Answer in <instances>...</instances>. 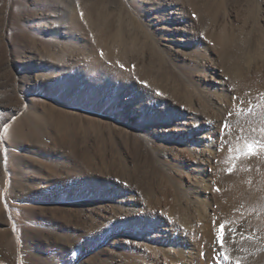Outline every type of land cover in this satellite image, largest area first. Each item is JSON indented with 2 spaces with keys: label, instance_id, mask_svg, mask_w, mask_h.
<instances>
[{
  "label": "rangeland",
  "instance_id": "obj_1",
  "mask_svg": "<svg viewBox=\"0 0 264 264\" xmlns=\"http://www.w3.org/2000/svg\"><path fill=\"white\" fill-rule=\"evenodd\" d=\"M184 2L183 9H170L171 15L177 16L173 23L178 26V35H174L172 40H169V37L159 38L157 46L160 54L156 56H162L163 62L161 68L157 67L160 70H157L155 75L161 74L163 69L166 73L168 72L169 77L166 76L158 83L169 86L173 80L171 75L174 73H179L178 75L182 73L181 76H184L183 73L188 74L187 71L191 73L195 69L200 70L199 66L202 64L209 66L211 59L215 69L209 67L208 74H212L213 71L219 72L216 82L219 80L225 82L226 87L223 90L228 96V102H223L219 109L215 108L216 104L210 103L206 104L205 108H200V105H194L191 101L185 100L186 97L173 94L172 90H162L163 87L157 83L156 78L137 77L136 74L132 75V70L125 68L122 70L131 73L135 86L145 88L152 93L151 98L142 100L143 104L140 107L139 104L133 103L134 96H125L122 97L124 99L118 100L120 95L117 91L106 97L102 94L101 98L104 97V100L100 108L99 103L94 105L81 100L78 97L79 92L66 90L69 83H74L76 75L81 74L79 70L72 69L68 61L70 54L64 46L67 31L65 24L71 12H75L78 16L92 18L99 23V27L105 24V20H110L101 35L102 39L107 40L114 32L120 15L129 24V28H135L141 33L147 27L151 28L148 20L150 11L146 7L148 0H0V121L3 124L0 129V137H2L0 167L10 176L8 152L11 150L16 155L20 154L21 158L23 157L24 168H22L25 170L26 177L36 174V179L41 182L38 186L46 185V187L31 190L32 200H26L21 195L20 198L10 197L7 193L4 195L2 209L6 223H0V231L11 227L14 231V239L9 245H3L0 236V264H125L123 254L126 251L152 253V248L150 250L141 244L139 230L147 232L152 226L157 225L168 227V233L171 234L168 240L183 239L188 232L198 233L201 237L199 227L204 222L205 213L194 202L193 194L199 186H201L199 189L201 192L203 184L200 185L199 181L195 182L196 177L193 175L190 176L191 178L188 177L187 172H193L190 170L191 166L201 165L203 161L199 162L194 154H188L181 149L177 150V147L182 140L186 139L194 143V148L200 149L203 147V137L209 141L212 140L214 151L212 155H209V160L202 164L205 167L203 171L207 172L205 179L209 175L211 180L214 179L213 181L207 179L208 181L205 182L212 186L210 190L208 189L209 203L205 208L215 233H213L215 245L212 247L210 262L207 264H249L246 261L249 258V252L245 247H236L237 244L234 243L237 239L238 241L246 239L250 242L254 238L255 246L250 247L254 250L253 252L251 249L254 255L251 256L264 258V238H262L264 220H261L264 219V202H259L264 198V148H261L256 155L244 154L247 151V145L254 142L264 143V123H262L264 118L261 116V114L264 115V97H261L262 100L259 98L260 95L264 96V90L257 89V91L244 87L243 91L237 80L239 78L238 70H236L237 65L245 66L244 69L251 66L253 69L260 53H264V0H203L202 2L196 0V3L195 0H184ZM163 7L166 6H162L157 12L161 14L166 12L167 10ZM219 30L226 33L228 41H222L216 36ZM181 35L183 39L179 40ZM85 36V53H87L90 50L91 38L90 35L85 34ZM170 42L176 49L173 52L168 45ZM166 48L171 49V54L167 53ZM253 50L257 51L253 53L256 54L255 60L252 59L253 63L244 61L245 56ZM145 56V60H149L152 55L145 52ZM84 60L79 62H82L80 65L90 62L88 58ZM234 61L237 63L235 64ZM63 65L68 73L64 71ZM50 73L53 74L50 75ZM192 74L195 77H201L203 73L200 72V76L199 71ZM84 76H86L85 79H90L87 75ZM118 76V82H120L122 75ZM260 77L261 75H257V78ZM201 78L203 82H207L208 76L206 79ZM52 79H58V83L56 87L54 86V91H49V85H53L49 84ZM182 79L178 77L175 81L179 85L177 87L186 86V80ZM126 88L128 90L129 87L126 86ZM248 90L250 94H253L249 95ZM241 91L245 94L247 91L246 95H249V99L246 95H242ZM254 95L258 100L254 98ZM195 97L194 100H199L197 95ZM182 98L185 99L182 101ZM227 100L225 98V101ZM196 109L199 111L197 112ZM202 109L208 111L205 112ZM193 111H195L194 114ZM27 112L32 113V116H41L44 123L38 125L32 122L33 120L27 124L23 123L26 137L17 149L11 148L7 140L8 134L17 123L22 121L21 118L25 117ZM243 113H247L246 116ZM234 114L248 117L245 119L242 116L244 119L240 117V120ZM258 116L263 119L260 120ZM257 118L263 124L260 125L261 127ZM245 120L247 123H244ZM183 121L188 125L191 124V128L173 129L177 122ZM249 121L251 124L255 123L253 124L255 128L263 127L262 131L258 129L263 134L261 135L257 129L258 132L255 131ZM56 123L63 126L75 124L81 127L76 139L73 142L66 140L68 136L64 132L65 129L63 128L62 131L56 129L54 127ZM5 126H7L6 132ZM241 126L245 128L242 129ZM249 127L254 128L255 133ZM182 132L185 136L179 134ZM256 137L259 138L256 139ZM238 138L243 139L242 142H245L246 146L238 144L242 143ZM235 141L238 142L237 145ZM231 143H234L233 149ZM188 155H190L189 159ZM242 156L244 160L240 158ZM245 157L248 160H245ZM242 161L245 163H240ZM179 164L181 167L187 164L185 173L179 174L181 168ZM243 171H245L244 175H239L240 178L238 174ZM249 172L253 175L252 177ZM246 175H249L251 181ZM238 177L240 180L244 178L246 182L253 184L251 187L253 186L254 189L248 188L250 184L245 185L244 180V182H238ZM172 178L177 179V182H173ZM234 180L241 184V186L237 184L241 188L236 186ZM171 181L174 185H170ZM188 183H191V186L187 187ZM178 186L179 189L185 187L186 194L183 190L180 192L177 189ZM242 188L248 190L244 189L246 192H243ZM221 191L225 193L231 191L236 195L240 194L239 196L246 193L251 197L242 195L243 199L247 197V202L242 200L244 204H247L245 206L241 204L240 197V203L230 206V211L227 212L223 205L226 207L229 204V196ZM237 192L240 193L237 194ZM222 197L225 199L223 200ZM250 198L254 204L250 202ZM28 208L34 211L35 216L31 215ZM195 219L199 220L200 224L194 221ZM255 219H259V224ZM144 220L148 221L147 225L141 224ZM255 221L256 224H254ZM222 224L225 226L226 233L223 247L217 238ZM184 246L190 247L186 243ZM205 254L203 252L202 256ZM165 263L183 264L170 261Z\"/></svg>",
  "mask_w": 264,
  "mask_h": 264
},
{
  "label": "bare ground",
  "instance_id": "obj_2",
  "mask_svg": "<svg viewBox=\"0 0 264 264\" xmlns=\"http://www.w3.org/2000/svg\"><path fill=\"white\" fill-rule=\"evenodd\" d=\"M137 1V0H136ZM203 0H201L202 2ZM195 3H196V0H195ZM185 2L184 0H148V6L147 9L150 11V17H149V25L151 28H148L147 29H144L141 32H139L137 29V31L135 30V28H129V24L125 21L124 17L122 15H120L118 17V22H117V25H116V28L114 29V32L111 33L109 35V38L107 40H104L102 39V30H104L105 28H107L106 26L108 25V22L110 20H105V24H102L100 25L101 27H99V23L97 21H94L92 18L88 17L86 18V16L84 15H75V12H71V15L67 17V20H66V24L67 25V31L65 33L66 35V39H65V42H66V45L65 48H66V51L70 54V59L68 60L69 63L72 65V69H77L80 71V75H76L75 79L73 80L74 83L76 85L71 84L69 83L66 87V90L69 92L72 91H76V92H79L78 93V97H80L81 100H85V102L87 103H93L94 105L95 104H98L99 103V107L101 108V103L102 101L104 100V97L108 96L109 94H113L115 91H117L119 98L118 100H121V99H124L122 97H125V96H134V101L133 103H136V104H139V107L142 106V100L143 99H149L151 98V95L152 93L150 91H148L147 89L145 88H139L138 86H135V81L132 79V76H131V73H128L129 71H123L122 69H127V70H132L133 74H136L137 77H141V78H149V79H157V83L160 82L161 79L163 78H166L169 77V73L165 72L164 69L162 71L161 74H157L155 75L156 71L157 70H160L159 68H161V63L163 62L162 61V56H156L159 53V48L157 46V44H159V38L162 37H169V40H172L174 39V35H178L177 32H178V26H176L173 21H176L177 19V16H173L171 15L172 13L170 12V9H183L185 6H184ZM194 4V3H193ZM203 4V3H202ZM162 6H166L165 8L163 7V9L167 10L166 12H163L162 14L161 13H158L157 10L159 8H162ZM201 6V5H200ZM204 7V5H203ZM70 12V11H69ZM80 14H82L80 12ZM179 17V16H178ZM132 18V17H131ZM131 20V19H130ZM259 20V19H258ZM64 22V21H63ZM202 23V22H201ZM201 26V25H200ZM66 28V27H65ZM113 28V26L111 27ZM182 28V27H181ZM185 29V28H184ZM204 29V28H203ZM208 29V28H207ZM111 30V29H110ZM113 30V29H112ZM257 31V29H256ZM88 32V33H87ZM90 32V33H89ZM217 33V32H216ZM85 34L90 35V38L91 40L89 41L90 42V50L85 53V49H86V45H85V41H86V36ZM180 34V33H179ZM248 34V33H247ZM249 35V34H248ZM104 36V35H103ZM108 36V35H107ZM182 37H179L178 39L179 40H182L183 39V35H181ZM217 37H219V39H221L222 41H228L227 40V35L226 33L223 31V30H219V32L217 33L216 35ZM252 36V35H251ZM263 35H261L262 37ZM65 37V36H64ZM231 37V36H230ZM229 37V38H230ZM233 37V36H232ZM243 37V36H242ZM246 37V36H245ZM257 38V37H256ZM259 38V36H258ZM257 38V39H258ZM63 39V38H62ZM185 39V38H184ZM233 39V38H232ZM64 40V39H63ZM231 40V39H230ZM254 40V39H253ZM260 40V38L258 39V41ZM57 41V40H56ZM221 41V42H222ZM52 42V41H51ZM246 42V41H245ZM260 42V41H259ZM257 42V44L259 43ZM229 43V42H228ZM236 43V41H235ZM234 43V44H235ZM263 43V42H262ZM168 44V43H167ZM241 44V43H240ZM264 44V43H263ZM262 44V45H263ZM59 45V44H58ZM169 47L172 49V52L175 51L176 49L174 48V45H172V43L170 42L169 44ZM227 45V43L225 44ZM255 45V44H254ZM260 45V44H259ZM235 47V45H233ZM239 46V44H238ZM237 46V47H238ZM249 46V44H248ZM88 47V46H87ZM228 47V46H227ZM225 47V48H227ZM245 47V46H244ZM251 47V46H249ZM260 47V46H259ZM54 48V47H53ZM168 48V47H167ZM166 48V51L167 53H170L171 54V49H167ZM211 48V47H210ZM233 48V47H231ZM52 49V48H51ZM175 49V50H174ZM198 49V48H197ZM237 49V48H236ZM243 49V48H242ZM241 49V50H242ZM262 49V48H261ZM227 50V49H226ZM249 50V49H247ZM250 50H252V47L250 48ZM58 51V50H57ZM101 51L103 52V56H101ZM162 51V50H161ZM224 51V50H223ZM237 51V50H236ZM263 51V50H261ZM261 51H258V52H261ZM145 52H149L151 53L152 56H150L149 60H145L146 56H145ZM203 52V51H202ZM225 52V51H224ZM228 52V51H227ZM249 52V51H248ZM257 51L253 50L252 52H249L248 53V56H245L244 58V61H247L248 63L252 62V59L255 60V57H256V54H253V53H256ZM199 53V52H198ZM220 53V52H219ZM262 53V52H261ZM260 53V57L258 56V58L256 59V65L254 66L253 65V69H251V66H248L247 69H244L243 67L245 66H242V65H237V69L238 70V82H240V85L242 87V90L243 88L245 87L246 88H253V89H259V90H264V53L261 54ZM59 54V53H58ZM144 54V55H143ZM197 54V53H196ZM208 54V53H207ZM226 54V53H225ZM228 54V53H227ZM162 55V54H161ZM243 55V54H242ZM262 55V57H261ZM145 56V58H144ZM229 56V55H228ZM200 57V56H199ZM219 57V56H218ZM222 57V56H221ZM238 57V56H237ZM244 57V55H243ZM86 58L90 59V62L87 63V64H84V65H80L81 63H79L80 61H86ZM92 58V59H91ZM166 58V57H165ZM59 59V58H58ZM193 60V59H192ZM209 60V58H208ZM213 60V58H212ZM61 61V60H60ZM63 61V60H62ZM209 66L206 65V64H202L201 66V69L197 70L195 69V71H191L192 72H198L199 71V76H200V72L203 73L201 75V77H203L204 79H206V76H208L207 78V82H203V79L201 77H195L192 72L190 73L189 71H187L188 74H185L183 73V75L185 76H181L178 75L179 73L177 74H173L171 75V78L173 79L171 81V85H164L162 86L160 83V86H162V90L164 91H168L169 90H172V93L173 94H179L178 96H183V97H186L185 100H189L191 101V104L194 103L195 104H198V106L200 105V108L201 107H204L206 106V104L208 105V103L210 104H213L215 105L216 107L215 108H218V107H221V104L223 102H228L227 100V95H225L224 93V90L225 89V82H223L222 80H219L216 82V78H218V74L219 72L217 71H213L212 74H208L210 73V68H213V70L215 69V64L213 63V61H211V59L209 60ZM194 62V61H192ZM221 62V61H220ZM241 61L239 60V63ZM235 63V61H234ZM237 63V62H236ZM235 63V64H236ZM238 63V64H239ZM243 64H246V63H243ZM121 65L123 67H121ZM177 65V64H176ZM185 65V64H183ZM195 65V64H194ZM225 65V64H224ZM70 67V66H69ZM159 67V68H157ZM198 67V66H197ZM196 67V68H197ZM210 67V68H209ZM63 68H64V65H63ZM189 68V67H188ZM191 68V67H190ZM60 69H61V66H60ZM231 69V68H230ZM234 69V68H233ZM235 70V69H234ZM233 70V71H234ZM257 70V72H256ZM53 71V70H52ZM63 71V70H62ZM64 71L68 73L67 70H65L64 68ZM70 71H73L70 69ZM231 71V70H229ZM159 72V71H158ZM256 72V77H254V73ZM55 73V72H54ZM53 74V73H52ZM50 73V75H52ZM58 74V73H57ZM60 74V73H59ZM122 75V78L120 79L121 81L118 82V75ZM198 74V73H197ZM234 74V73H233ZM84 75H87V77H89L90 79H85ZM127 75V76H126ZM235 75V74H234ZM257 75H261L260 78H257ZM49 76V75H47ZM57 76V75H56ZM69 76V75H68ZM125 76V77H124ZM230 76V75H229ZM236 76V75H235ZM235 76H233V78H236ZM54 77V76H53ZM178 77L179 78H184V80H186V83H185V87L181 88V87H177L179 86L175 81L178 80ZM47 78H50V77H47ZM55 78H58V77H55ZM71 78V77H70ZM232 78V80H233ZM58 79L54 80H50L49 81V84H53V85H49L50 87V90L49 91H54L58 81ZM183 80V79H182ZM236 80V79H235ZM60 81V79H59ZM235 83V82H234ZM239 85V84H238ZM239 85V86H240ZM55 86V87H54ZM126 86H128V90L126 88ZM228 87V86H227ZM54 88V89H53ZM159 88V86H158ZM237 88V87H236ZM238 89V88H237ZM82 90V91H80ZM250 90V89H249ZM248 90V93L250 92ZM62 91V90H60ZM84 91V92H83ZM141 91V92H140ZM244 91V90H243ZM255 91V90H254ZM258 91V90H257ZM240 93V90L238 91ZM242 93V91H241ZM247 91H246V94H248ZM102 94L104 95L103 98L102 97ZM227 94V93H226ZM246 95L245 92L242 93V95ZM253 94V93H252ZM249 93V95H252ZM258 94V93H257ZM198 96L199 100L196 99V97L194 98V96ZM249 95H246L247 97ZM260 95V94H259ZM87 96V98H86ZM180 96V97H181ZM258 96V95H257ZM246 97V98H247ZM256 96L254 95V98ZM261 97L263 98L264 96L260 95L259 98L260 100ZM61 99H65V98H62L60 97ZM225 98L227 101H225ZM253 98V97H252ZM251 98V99H252ZM80 99H77V101H80ZM182 98V101L184 100ZM230 99V98H228ZM249 99V97H248ZM256 99V98H255ZM59 100V99H58ZM173 100H175L173 98ZM177 100V98H176ZM216 100V103H214ZM258 100V98L256 99ZM179 101V100H178ZM201 102V103H198V102ZM249 101V100H248ZM68 102V101H67ZM74 102V101H73ZM124 102V101H123ZM173 102V101H172ZM181 102V101H179ZM187 102V101H186ZM241 102V101H240ZM247 102V101H246ZM251 102V101H250ZM256 103V101H254ZM260 102V101H259ZM187 103H190V102H187ZM186 103V104H187ZM82 104V103H81ZM130 104H132L130 102ZM169 104V103H168ZM263 104V103H262ZM261 104V105H262ZM170 105H171V100H170ZM188 105V104H187ZM190 106V105H189ZM192 106V105H191ZM224 106V105H223ZM229 106V105H228ZM237 106V105H236ZM259 106V104H258ZM35 107V106H34ZM193 107V106H192ZM213 107V106H212ZM256 107V106H255ZM262 107V106H261ZM260 107V108H261ZM195 109V107H193ZM208 108V107H207ZM226 108V107H225ZM228 108V107H227ZM259 108V109H260ZM38 109V108H37ZM219 109V108H218ZM221 109V108H220ZM224 109V108H223ZM255 109V108H254ZM264 109V107H263ZM35 110V108H34ZM39 110V109H38ZM197 112L199 111L198 109H196ZM207 109L203 110L202 111H205L206 112ZM215 110V109H214ZM40 111V110H39ZM53 111V110H51ZM201 111V110H200ZM201 111V112H202ZM208 111V110H207ZM211 111V109H210ZM254 111V110H253ZM34 112V111H33ZM195 111H193V114H194ZM204 112V113H205ZM233 112V111H232ZM247 112V111H246ZM264 112V111H263ZM261 112V113H263ZM200 113V112H199ZM198 113V114H199ZM209 113V112H208ZM224 113V112H223ZM254 113V112H253ZM256 113V112H255ZM42 113H40L41 115ZM203 114V113H202ZM218 114V113H217ZM233 114V113H232ZM242 114V113H241ZM244 114V113H243ZM247 114V113H246ZM246 114H244L246 116ZM259 114V113H258ZM222 115V114H220ZM236 115L235 117H237V119L240 117H242L241 115L239 116L238 114H234ZM238 115V116H237ZM255 115V114H254ZM193 116V115H192ZM198 116V115H197ZM245 116H243L245 118ZM250 116H253V115H250ZM261 116H263L264 118V115L261 114ZM41 116H32V113L30 112H27L25 113V117H22V121L20 123H15L16 125L14 126V128L12 129L11 127V131H10V134H8V142L9 144L11 145V148L13 147H16L17 149V146L21 143H23V139L26 137V133H25V129H24V126H23V123L24 124H27V123H30V121L32 122H35L36 124L38 125H42V123H44L42 121V118H40ZM223 117V115H222ZM242 117V119H244ZM248 117V116H247ZM246 117V118H247ZM259 117V116H258ZM24 118V119H23ZM46 118V117H45ZM48 118V117H47ZM245 118V119H246ZM253 118V117H252ZM260 118V117H259ZM262 118V119H263ZM7 119V118H6ZM49 119V118H48ZM221 119V118H220ZM236 119V120H237ZM254 119V118H253ZM258 119V118H257ZM256 119V121H257ZM260 118V120H262ZM241 120V119H240ZM249 120V119H248ZM247 120V121H248ZM251 120V119H250ZM6 121V120H5ZM186 121V120H185ZM177 122L178 124L173 127V129H178V130H182V129H188V128H191V124H187V122ZM235 121V119H234ZM243 121V120H242ZM255 121V122H256ZM259 121V119H258ZM232 122V121H231ZM239 122V120H238ZM250 124H251V121H249ZM253 122V121H252ZM259 123H256V124H259V126L263 125L261 124V121H259ZM4 123V122H3ZM189 123V122H188ZM220 123V122H219ZM241 123V121L239 122ZM244 123H247L246 120ZM264 123V121L262 122ZM243 124V123H242ZM249 124V125H250ZM255 124V123H253ZM251 124V125H253ZM1 125L2 122L0 121V129H1ZM30 125V124H29ZM179 125L181 127H179ZM248 125V124H247ZM12 126V125H11ZM44 126V125H43ZM236 126V125H235ZM239 126V125H238ZM243 126H245V124H243ZM254 126V125H253ZM258 126V125H257ZM260 126V127H261ZM56 129H60V131L63 130V128L65 129L64 132L66 133V135L68 136L66 140H68L69 142H73L76 137L78 136L79 134V129L81 127H79L78 125H75V124H68V125H62L60 123H56L55 126H54ZM234 127V125H233ZM242 127V126H241ZM246 127V126H245ZM245 127H242V129H244ZM259 127V128H260ZM264 127V126H263ZM262 127V128H263ZM42 128V127H41ZM251 131H253L255 133V131H257L259 128H255V131L253 130L254 128H251ZM248 128V130H250ZM262 128L261 131H262ZM209 129V128H208ZM257 129V130H256ZM215 129H213L214 131ZM219 130V129H218ZM237 130V129H236ZM248 130L245 131L248 132ZM238 131V130H237ZM249 131V132H251ZM259 133L261 134L262 132H260V130H258ZM257 131V132H258ZM205 132V131H204ZM212 132V131H211ZM29 133V132H27ZM135 133V132H134ZM217 133V132H216ZM242 133V131H241ZM252 133V132H251ZM250 133V134H251ZM30 134V133H29ZM179 134H183L182 133H179ZM208 134V133H207ZM210 134V132H209ZM215 134V132H214ZM249 134V133H247ZM263 134V133H262ZM261 134V135H262ZM176 135V133H175ZM201 135V134H200ZM200 135H197V137H200ZM204 135V134H203ZM240 135V134H239ZM246 135V134H245ZM256 135H259L258 133H256ZM185 136V135H184ZM242 136V135H241ZM260 136V135H259ZM202 137V135H201ZM216 137V135H215ZM236 137V136H235ZM251 137H253V135L251 134ZM262 137V136H261ZM260 137V141L262 140V138ZM264 137V135H263ZM146 138V137H145ZM186 138H188V136L186 135ZM259 138V137H256V139ZM204 141H203V147H197V148H194L195 146H193L194 143L192 142H189V141H186V139L182 140L180 145L177 147L181 150H185L186 152H188V154H194V156L196 157V159H199V162L200 161H208L209 160V155L214 152L213 151V148H212V140L209 141L207 139H205L203 137ZM215 139V138H214ZM237 139V138H236ZM253 139V138H252ZM232 140H235V139H232ZM238 140L240 141L241 139L238 138ZM243 140V139H242ZM242 140L240 142H242ZM259 140V139H258ZM246 141V140H245ZM252 141V140H251ZM255 141V139L253 140ZM252 141V142H253ZM257 141V140H256ZM232 142V141H230ZM215 143V142H214ZM236 145H237V141H235ZM250 143V142H249ZM226 144V143H225ZM234 144V143H233ZM231 143V146L233 145ZM238 144H241L243 146H246L245 142L243 143H238ZM28 145V144H27ZM223 145V144H222ZM239 145V146H241ZM172 146V145H171ZM10 147V146H9ZM167 147V146H166ZM234 147L232 146V149ZM244 148V147H243ZM231 149V150H232ZM236 149V148H235ZM247 149V148H246ZM240 150V149H239ZM242 150V149H241ZM240 150V151H241ZM264 150V149H263ZM234 151V150H233ZM239 152V151H238ZM264 152V151H263ZM261 152V153H263ZM23 153V152H22ZM33 153V152H32ZM234 153V152H233ZM8 157H9V169L11 171V174L10 176H8L5 172V170L3 168L0 167V223H6V219L3 215V209H2V205H3V198H4V195H6V193L8 194V196L10 197H19L20 195L26 199V200H32L33 198V194L31 192V190H34V189H37L38 188H42V187H46L45 186H38V185H41V182L39 180H37L36 178V174H33L31 175V177H26V173H25V170L23 169L24 167V160H22V158L19 156V155H16L13 151L10 150V152H8ZM228 154V153H227ZM232 154V153H231ZM236 154V153H235ZM229 155V154H228ZM189 156L188 155V159H189ZM193 156V157H194ZM244 156V155H243ZM240 157V158H243ZM247 156V155H246ZM179 157V156H178ZM185 157V156H183ZM194 157V158H195ZM211 157V156H210ZM233 157V156H232ZM25 158V156H24ZM187 158V157H186ZM191 158V157H190ZM238 158V157H237ZM239 159V158H238ZM187 160V159H186ZM211 160V159H210ZM236 160V159H234ZM244 160V158H243ZM245 160H248L247 157H245ZM198 161V160H197ZM227 161V160H226ZM250 161V160H249ZM249 161H248V164H249ZM236 162V161H235ZM247 162V161H246ZM261 162V161H260ZM203 163H201V165H197V164H193L192 170L193 172H187L188 174V177H192V175L194 177H196V181H199L198 183H201L203 184V188L201 189V192H204L205 194L202 195L203 193H201L199 191L200 187L199 188H196L195 190V194L194 195V202L197 203V205H199V207H201V209H203L204 213H205V217H204V222L202 223V226L199 227L200 230L199 232L202 233V236L199 237V234L198 233H191V232H188L185 236H183V239H169L168 238L170 237V233H168V227H161V226H152L149 230H147V232H144V231H141L139 230L140 234H139V237H141V244L150 248H152V253L151 254H145V253H135V252H132V251H126L124 255V261H125V264H166L165 262L167 261H170L172 263H183V264H207L210 259V256H211V251H212V247L215 242L214 240V227H213V224L211 225L210 224V220H209V215L206 214V206L208 205L209 203V191L208 189L210 190V188L212 187L211 185H209L208 183H205L207 179H209V181L211 180L210 178V175L208 178L205 179L206 175H207V172H205V170L203 171V169L205 168L204 165H202ZM240 163H245V162H240ZM256 163V162H255ZM30 164V163H29ZM178 164V163H177ZM180 167H181V164H179ZM187 165V164H186ZM186 165L181 167L179 169V174L180 173H183L184 171L186 172L185 168H186ZM247 165V163L245 164ZM28 166V165H27ZM31 166V165H30ZM235 165H233L234 167ZM23 167V168H22ZM173 167V166H172ZM178 167V166H177ZM188 167V166H187ZM29 168V167H27ZM176 168V167H175ZM236 169V168H235ZM242 169V168H241ZM244 169V168H243ZM176 170H178L176 168ZM188 170V169H187ZM256 170V169H255ZM255 170H254V173H255ZM249 171H251L249 169ZM146 172V171H145ZM184 172V173H185ZM244 172L243 171L241 174H238L239 175H244ZM248 172V171H247ZM252 172V171H251ZM40 173V172H39ZM191 173V174H190ZM206 173V174H205ZM253 173V174H254ZM178 174V173H177ZM197 174H200V175H197ZM247 174V173H246ZM250 174V172H249ZM256 174V173H255ZM39 175V174H38ZM170 175V174H169ZM242 175V176H243ZM251 175V174H250ZM33 176V177H32ZM42 176V175H41ZM180 176V175H179ZM214 176V174H213ZM247 176V175H246ZM245 176V177H246ZM253 175H251L252 177ZM187 177V176H186ZM190 177V178H191ZM232 177V176H231ZM240 177V176H239ZM237 178V181L238 182H244V178L243 180L240 178ZM249 178V175L247 176ZM246 177V178H247ZM255 177H257L255 175ZM176 178V177H175ZM179 178V177H178ZM245 178V179H246ZM162 179V178H161ZM169 179V178H168ZM173 179V182H177V179L175 180L174 178ZM239 179V180H238ZM254 179V178H252ZM257 179V178H256ZM256 179L254 181H256ZM171 180V179H170ZM214 180V179H213ZM211 180V181H213ZM249 180L251 181V179L249 178ZM208 181V180H207ZM236 180H234V182H236V186L240 185L241 184H238ZM247 181V180H246ZM245 181V185H247L248 183L250 184L248 188H253L254 187L251 185L250 182H246ZM258 181V180H257ZM172 182V181H171ZM172 182V184L170 185H174ZM185 182V181H184ZM194 182V181H193ZM204 182V183H203ZM216 182H217V179H216ZM233 182V184H234ZM178 183H180L178 181ZM247 183V184H246ZM258 182H256L257 184ZM261 183V182H260ZM157 184V182H156ZM214 184V183H213ZM238 184V185H237ZM244 186V183H242ZM37 185V186H36ZM176 185V184H175ZM182 185V184H181ZM199 185V184H198ZM232 185V184H231ZM231 185L229 187H231ZM255 185V183H254ZM263 185V183H262ZM53 186V185H52ZM164 186V185H163ZM180 186V185H179ZM179 186L177 187V189H179ZM184 186V185H183ZM187 187L191 186V183L187 184L186 185ZM234 186V185H233ZM233 186H232V189H233ZM238 186V187H240ZM248 186V185H247ZM245 186V187H247ZM197 187V186H196ZM152 188V187H151ZM159 188V187H158ZM194 188V187H193ZM236 188V187H234ZM241 188V187H240ZM173 189V188H172ZM213 189V188H212ZM230 189V188H229ZM245 188H242L243 192L245 190H248L247 188L244 190ZM40 190V189H39ZM157 190V189H156ZM184 191L183 193H185V187H181L179 189V191ZM235 190V189H234ZM257 190V189H256ZM148 191V190H147ZM187 191H191V190H188ZM213 191V190H212ZM233 191V190H232ZM241 191V190H240ZM153 192V191H152ZM179 192V194H180ZM214 192V191H213ZM221 192H224V191H221ZM229 192V191H228ZM242 192V191H241ZM246 192V191H245ZM252 192V191H251ZM250 192V193H251ZM182 193V194H183ZM188 193V192H187ZM190 193V192H189ZM193 193V192H192ZM218 193V192H217ZM225 193V192H224ZM240 193V192H239ZM237 192V194H239ZM254 193H256L254 191ZM178 194V195H179ZM186 194V193H185ZM184 194V195H185ZM219 194V193H218ZM226 195L229 196V204L225 207L223 205V208L224 210H226L227 212L230 211V206H235V204H239V198L242 196V195H246V193L242 194L241 196L239 195H236L234 192H229V193H225ZM224 194V195H225ZM247 194H249V192H247ZM261 194V193H260ZM181 195V194H180ZM223 195V193H222ZM221 195V196H222ZM244 195V196H245ZM252 195V194H251ZM256 195V194H254ZM253 195V196H254ZM247 196V195H246ZM249 197H251L250 195H248ZM247 196V197H248ZM182 197V196H181ZM186 197V196H185ZM224 197V196H223ZM222 199L224 200L225 198ZM226 197V196H225ZM246 197V199H247ZM259 199H260V196H258ZM263 196H261L262 198ZM20 198V197H19ZM42 198V197H41ZM219 198V197H218ZM242 198V197H241ZM245 198V197H244ZM180 199V198H179ZM189 199V197H188ZM227 199V198H226ZM246 199H241V204H244L245 200ZM264 200V198H262ZM261 199V201H262ZM214 200V199H213ZM221 200V199H220ZM244 200V202L242 201ZM249 200V198H248ZM251 200V198H250ZM254 200V199H253ZM258 200V199H256ZM259 201V200H258ZM257 201V203H258ZM259 201L260 203H263L264 201ZM193 202V201H192ZM190 202V203H192ZM213 202V201H212ZM226 202V200L224 201V203ZM247 202V200H246ZM250 202L253 203V201L251 200ZM174 204V203H173ZM212 204V203H211ZM247 204V203H246ZM244 204V206L246 205ZM251 204V203H250ZM254 204V203H253ZM256 204V202H255ZM194 205V204H192ZM258 205V204H257ZM256 205V206H257ZM191 206V205H190ZM189 206V207H190ZM216 206V205H215ZM241 206V205H240ZM248 206V205H247ZM246 206V207H247ZM250 206V205H249ZM181 207V206H180ZM186 207V206H185ZM193 207V206H192ZM191 207V208H192ZM198 207V208H199ZM246 207H245V210H246ZM252 207V205H251ZM258 207V206H257ZM264 207V206H263ZM179 208V207H178ZM239 208V207H238ZM241 208V207H240ZM248 208V207H247ZM259 208V207H258ZM195 209V208H194ZM209 209V208H208ZM258 210V209H257ZM263 210V209H262ZM28 211L31 213V215H34L33 214V210L32 209H29L28 208ZM179 211V210H178ZM193 211V210H192ZM217 211V210H216ZM225 211V212H226ZM248 211V210H247ZM181 212V211H180ZM208 212V211H207ZM223 212V213H225ZM233 212V210L231 211ZM259 212V211H258ZM197 213V212H195ZM192 214V213H191ZM190 214V215H191ZM198 214V213H197ZM196 214V215H197ZM227 214V213H226ZM235 214V213H234ZM256 214V213H255ZM195 215V214H194ZM225 215V214H223ZM259 215V214H258ZM35 216V215H34ZM213 216V215H212ZM198 217V216H197ZM203 217V216H202ZM236 219H237V216H235ZM253 218V217H252ZM260 218V217H259ZM262 218V217H261ZM260 218V219H261ZM184 219V218H183ZM191 219V218H190ZM251 219V218H250ZM257 219V218H256ZM255 219V220H256ZM189 220V219H188ZM261 220H264V219H261ZM196 222H198L199 220H194ZM227 221V220H226ZM230 221V220H229ZM237 221V220H236ZM252 221V220H251ZM258 221L257 224H259V219L256 220ZM256 221L254 224H256ZM73 222V221H72ZM186 222V221H185ZM193 222V221H192ZM250 222V220H249ZM80 223V222H79ZM141 224H144V225H147L148 224V221L147 220H144V223L141 222ZM197 224V223H196ZM198 224H200V222H198ZM248 224V223H247ZM253 224V225H254ZM263 224V223H262ZM249 225V224H248ZM247 225V226H248ZM199 226V225H198ZM197 226V227H198ZM261 227L263 225H260ZM259 226V227H260ZM251 227H253L251 225ZM257 227V226H256ZM260 227V228H261ZM250 228V227H249ZM258 228V227H257ZM262 229V228H261ZM193 230V229H191ZM256 230V229H255ZM174 232V230H172ZM254 231V230H253ZM13 229L10 227V228H6V229H3L0 231V236H1V240H2V244L3 245H9L13 239H14V234H13ZM198 232V231H197ZM256 232V231H255ZM254 232V233H255ZM263 233V232H262ZM174 234V233H173ZM215 234V233H214ZM226 234V233H225ZM235 234V233H234ZM261 234V233H260ZM239 235V234H238ZM243 235V234H242ZM245 236V235H244ZM256 236V234H255ZM258 236V235H257ZM48 237V236H47ZM252 237V236H251ZM246 238V237H245ZM264 238V236L262 237ZM48 239V238H47ZM70 239V238H69ZM68 239V240H69ZM248 239V238H247ZM251 239V238H250ZM259 239V238H258ZM43 240V239H42ZM49 240V239H48ZM244 240L246 239H238L236 240V242L234 244H237L236 247H245V249L249 252L248 256L249 258L246 260L249 264H264V258H261L263 256H261L260 258H257V256L253 257L251 255H254L251 251L252 248H254L253 246L254 245V238L253 242H249V241H245ZM50 241V240H49ZM121 241V240H120ZM261 241V240H260ZM226 242V241H225ZM256 242V241H255ZM48 243V242H47ZM184 243L188 244V248H186L184 246ZM230 244H232L231 242H229ZM259 243V242H258ZM49 245V244H47ZM141 245V246H142ZM259 245V244H257ZM233 246V245H232ZM235 246V245H234ZM215 247V246H214ZM252 247V248H250ZM216 248V247H215ZM53 249V248H52ZM55 249V248H54ZM219 249V248H218ZM217 250V249H216ZM253 250V249H252ZM147 251V250H146ZM215 251V249H214ZM203 252H205V256H202L203 255ZM254 252V250H253ZM257 252V251H256ZM150 253V252H149ZM122 255V256H123ZM257 255V254H256ZM23 258V257H21ZM225 258V257H224ZM122 259V258H121ZM220 259V258H219ZM120 260V259H119ZM262 260V261H261ZM223 261V260H222ZM120 262V261H119ZM218 263V262H217ZM122 264V263H121Z\"/></svg>",
  "mask_w": 264,
  "mask_h": 264
},
{
  "label": "snow or ice",
  "instance_id": "obj_3",
  "mask_svg": "<svg viewBox=\"0 0 264 264\" xmlns=\"http://www.w3.org/2000/svg\"><path fill=\"white\" fill-rule=\"evenodd\" d=\"M101 56H103V52L101 51ZM121 67H123L121 65ZM159 94V93H157ZM4 131L6 132L7 131V126H5V129ZM0 139H2V137H0ZM261 148H264V143H252V144H249L247 145V151L244 153L245 155H248V156H252V155H256L258 154L259 150ZM217 191H219V189H217ZM224 236H225V226L222 224L220 225V232L218 234V240L220 241V244H221V247L224 246Z\"/></svg>",
  "mask_w": 264,
  "mask_h": 264
}]
</instances>
